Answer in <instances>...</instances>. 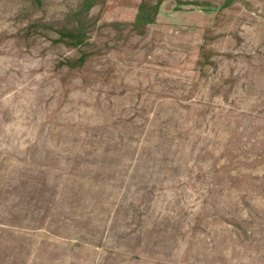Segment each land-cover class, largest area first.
<instances>
[{"label": "rangeland", "instance_id": "obj_1", "mask_svg": "<svg viewBox=\"0 0 264 264\" xmlns=\"http://www.w3.org/2000/svg\"><path fill=\"white\" fill-rule=\"evenodd\" d=\"M0 264H264V0H0Z\"/></svg>", "mask_w": 264, "mask_h": 264}]
</instances>
